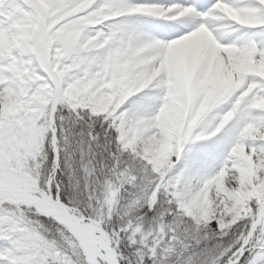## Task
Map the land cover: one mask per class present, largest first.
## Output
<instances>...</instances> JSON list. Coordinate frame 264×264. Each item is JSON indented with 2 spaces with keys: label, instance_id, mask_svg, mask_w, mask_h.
<instances>
[{
  "label": "snow or ice",
  "instance_id": "snow-or-ice-1",
  "mask_svg": "<svg viewBox=\"0 0 264 264\" xmlns=\"http://www.w3.org/2000/svg\"><path fill=\"white\" fill-rule=\"evenodd\" d=\"M0 264H264V0H0Z\"/></svg>",
  "mask_w": 264,
  "mask_h": 264
}]
</instances>
